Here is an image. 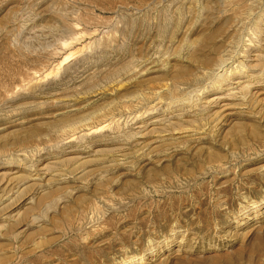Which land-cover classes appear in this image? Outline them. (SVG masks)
Listing matches in <instances>:
<instances>
[{
    "label": "rangeland",
    "instance_id": "obj_1",
    "mask_svg": "<svg viewBox=\"0 0 264 264\" xmlns=\"http://www.w3.org/2000/svg\"><path fill=\"white\" fill-rule=\"evenodd\" d=\"M46 2L0 0V172L8 173L6 161H18L23 166L9 171L8 189L4 196L0 194V203L8 196L15 206L57 191L56 197L66 207L62 216H57L63 225L58 228L61 231L52 230L60 232L55 233L50 245L33 248V241L28 242L26 246L32 251L24 258L18 254L12 264H120L148 246L145 236L142 245L133 242L141 234V219L150 218L152 226V217L162 212L172 219L157 222L153 242L170 236L172 228L181 237L173 239L171 251L151 264H264V219L249 226L243 235L233 229L226 232L242 205L264 201V173H250L247 186L238 180L227 182L220 175L193 180L202 168L216 164L215 155H223L230 162L245 153L262 151L264 113L257 116L252 110L246 116L231 104L225 106L218 136L206 139L204 145L173 153L168 152L169 146L147 147L159 135H148L136 153L135 149L125 157L118 154L117 162L112 154L119 141L91 143L90 150L97 152H89L85 149L88 142L115 132L112 117L125 124L136 115L149 123L150 115L145 113L156 103L160 110L154 116L166 113L173 98L161 92L164 84L177 82L184 93L180 96L190 95L192 83L165 66L164 61L172 54L160 43L165 40L150 39V22L157 21L169 0ZM61 13L66 14L68 28L57 31L53 24L57 25ZM126 19L139 21L137 33L126 36L119 32ZM222 24L219 18L214 25ZM231 26L226 24L209 45V49L215 48L210 52L214 59L226 50ZM73 37L78 40L70 49L76 53L63 62L61 43ZM106 39L111 40V48L102 45ZM122 65L139 75L133 78L126 75L128 70L116 72ZM213 67L186 62L179 71L200 76ZM85 70L88 75L82 76ZM158 88V98L150 99V93L159 92ZM142 94L149 99L138 101ZM98 121H106L108 128L84 138L72 132ZM237 123L244 130L235 135L232 127ZM63 132L71 137L61 140ZM248 144L258 149L251 150ZM108 149L112 153L106 154ZM31 152L36 156L31 157ZM258 156L242 166L251 170L264 165V151ZM175 176L181 179L183 189L169 185ZM189 179L190 184H185ZM155 185L172 187L168 190L171 199L158 196L160 193L151 189ZM149 188L147 195L144 189ZM181 192L184 200L177 202V210H170L168 206ZM191 193L197 196L191 197ZM7 203L10 201L3 204ZM92 206L101 213L83 231L75 230L79 217L85 212L89 215ZM87 255L93 258L85 259Z\"/></svg>",
    "mask_w": 264,
    "mask_h": 264
},
{
    "label": "bare ground",
    "instance_id": "obj_2",
    "mask_svg": "<svg viewBox=\"0 0 264 264\" xmlns=\"http://www.w3.org/2000/svg\"><path fill=\"white\" fill-rule=\"evenodd\" d=\"M155 1L152 0L151 3ZM46 3H49V0ZM65 15L59 14L57 25L53 24V28L56 26L57 31L68 28ZM219 18L223 19V24L215 27L214 24ZM138 23L139 21L126 19L119 32L126 36L133 35V32L137 33ZM228 23L232 24L230 41L223 54L214 59L210 52L215 48H210V50L209 45L212 44L215 35L220 33ZM60 27L62 28L59 29ZM155 38L167 41L160 42L166 44L165 48L172 51L171 56L164 61L165 66L173 71L177 70V77L192 83L193 88H186L190 89V95L181 97L180 95L184 94L183 89L179 88L181 84L177 82L170 86L164 84L161 87H164L161 92H165L173 98L167 104L166 113L154 116L160 110L158 108L159 103H156L148 113H145L146 116L150 115L149 123L140 120L141 116L136 115L125 124H122L120 118L114 119L115 117H112L111 123L113 122L116 125L115 132L111 136L91 140L87 143L88 146H85V149L90 150V144L98 141H119L120 143L114 147V154H112L113 160L117 162L120 161L117 157L118 154L125 157L128 151L132 153L135 149L134 153H136L139 151L137 149L139 146L145 145L144 141H146L148 135H150V138L159 135L156 142H150L147 147H152L155 144L169 146L168 152L173 153L180 149L204 145L206 139H213L218 136L221 129L220 124L224 119L222 114L225 106L231 104V106L238 108V113L246 116L252 110V113L257 116L262 112L264 113V98H261L264 93V0H169L168 5L159 12L157 21L150 22V39ZM77 40L76 37H73L61 43L65 55L63 62L76 53L71 51L70 48ZM102 45L111 48V40L106 39ZM186 62L204 65L213 64L214 67L202 72L200 76H195L189 74L190 72L187 70L179 71ZM128 68V65H122L116 72L126 71ZM178 73H182V76H178ZM85 75H88V70L82 72V76ZM126 75L135 78L134 76L139 75V72L130 70ZM161 88H158L157 91L159 92L152 91L150 99L158 98ZM140 96H142L138 100L140 102L149 99L147 94ZM227 100L231 101L229 105L226 104ZM116 106H119V104H116ZM108 126L109 124L106 121H98L95 125L87 126L79 132H76L78 128L73 129L72 132L84 138L89 134L101 132L107 129ZM232 129L236 133L235 135H238L244 130V127L241 123H237L233 125ZM68 134L63 132L61 140L69 139L71 136H68ZM261 145L263 147L262 151H264V141ZM248 147L251 150L258 149L253 144H248ZM262 151L245 153L241 155L242 157L234 158L230 162L223 155H215L213 159L216 164L202 168L193 180L197 181V179L207 176L214 178L220 175L227 178V182L238 180L244 186H247L245 180H250L247 179L251 178L249 174L256 170L259 173H264V165L246 170V166H242V163L252 161V156L259 157L258 155ZM60 152H64V150ZM89 152L95 154L97 151L92 148ZM31 153V157L36 156L33 152ZM110 153H112L111 149H108L106 154ZM259 160L258 164L261 162V159ZM13 167L22 168L23 166L18 161H6L4 169H8V173L0 172V194H3L2 196L5 195L8 189L6 179ZM172 180L173 182L169 185L175 184L174 189L184 188L179 184L182 181L178 176H175ZM185 184L189 185L190 179ZM167 186L155 185L151 189H154L156 193H160L158 196H167L171 199L172 196L168 190L173 188ZM56 193L57 191H53L47 195L36 197V199L31 198L28 202L18 203L15 206L12 204L14 203L13 200L8 196L5 200H2L3 202L0 203V264H12L13 258L18 254H21L22 257L27 256L32 251L26 246L28 242L33 241L31 244L33 248L50 245L54 235H56L55 233L61 231L58 228L63 225L60 219H57V216H62L66 207L65 202L56 197ZM144 193L148 195L150 188L149 190L144 189ZM196 196L195 193H191V197ZM0 198L2 197L0 196ZM184 198V194L181 192L177 200H173L168 208L172 211L177 210V202H182ZM6 201H10V203L3 204ZM91 211L89 215L85 212L79 217L81 219L75 230L83 231L87 225L94 222V218L98 213H101L96 206H92ZM64 219H66L64 222V225H66L67 217H64ZM170 219L172 218L166 212L155 214L152 217V226H150V218H142L139 223L141 234L139 233L133 242L134 245L140 246L143 242V236H145L148 238V246L146 250H140L141 253L136 256L125 257L126 259L120 264H151L161 254L171 251V247L174 245L173 239L181 237V233L176 231L175 228L171 229V235L165 236L163 241L153 242V234L158 226L157 222L162 220L169 222ZM262 219H264V201L249 202L242 205L238 214L229 222V230L226 232L233 229L237 232L241 231L243 235L249 226L260 222ZM54 229L60 231L53 233L52 230ZM101 253L104 254L103 251ZM89 258L93 257L91 255L85 257V259ZM226 264H229V261Z\"/></svg>",
    "mask_w": 264,
    "mask_h": 264
}]
</instances>
